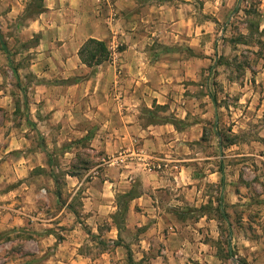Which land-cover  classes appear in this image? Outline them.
Listing matches in <instances>:
<instances>
[{"label":"rangeland","instance_id":"rangeland-1","mask_svg":"<svg viewBox=\"0 0 264 264\" xmlns=\"http://www.w3.org/2000/svg\"><path fill=\"white\" fill-rule=\"evenodd\" d=\"M140 2L150 7L142 4L139 13L158 2L167 7L162 32L153 34L149 26L142 32L148 41L142 48L148 52V83L167 103L155 99L152 108H142L138 120L146 132L140 129L114 150L110 136L103 138L109 149L94 145L97 123L84 133L82 115L87 118L96 108L88 109L89 101L77 107L81 100L114 99V76L102 74L96 80L98 67L93 70L77 61L73 46L62 50L66 29L59 43L46 44L54 31L31 28L39 16L36 0L30 10L0 20V192L10 193L16 210L21 190L31 189L39 210L30 221L35 225H26L25 232L16 227L0 231V264H63L57 262L62 257L57 242L47 246L46 236L54 233L61 240L73 227L69 218L84 222L87 188L101 187L104 179L114 181L119 172L125 175L122 190H128L115 196L114 214L120 230L115 241L124 247V264H130L126 247L132 264H264V0ZM105 3L107 17L115 23V0ZM147 24L155 27L152 21ZM94 30L112 49L110 64L118 73L126 40L109 23L104 27L99 22ZM64 68L70 74H56ZM89 81L98 88L95 95L87 92ZM66 85H78L73 94L77 118L64 124L52 121L51 98ZM160 125L167 126L160 128L163 138L157 143ZM104 126L106 133L114 127ZM169 135L174 145H168ZM162 143L168 145L165 150L159 149ZM119 156L118 162H108ZM77 179L84 183L75 192ZM144 183L160 185L161 192L155 190L153 196L172 216L164 240L152 238L150 249L140 246L146 226L126 228L131 203L126 194L138 196ZM64 207L58 219L47 221ZM62 217L67 222L57 225ZM32 228L39 229L40 244ZM106 239H98L99 249H113Z\"/></svg>","mask_w":264,"mask_h":264},{"label":"crops","instance_id":"crops-1","mask_svg":"<svg viewBox=\"0 0 264 264\" xmlns=\"http://www.w3.org/2000/svg\"><path fill=\"white\" fill-rule=\"evenodd\" d=\"M33 0H0V20H8L17 17L24 11H26L28 5ZM100 0H43L42 12H40L34 20L31 22V28L33 30H46L49 32L52 29L54 34L49 36L45 41L46 44L54 45L59 43L61 39L59 34H62L63 30H67V39L63 41L61 45L62 50H66L73 46L75 49L76 60L84 65L79 56L78 51L81 45L90 37L98 38L95 34V24L101 22L104 27L106 23H109L110 27L114 31L115 35L122 37L120 39L126 40V48L119 53V68L117 73V67L110 64V61L105 62L109 64H102L98 66L95 79L103 76L102 74L109 75L112 79L114 76V95L115 98L110 101L105 100H81L77 102V107L82 106L83 103L88 102V109H94L90 115L86 118V115H82L84 122H87L84 128V133H87L93 124L97 123L99 128L93 135L96 138L97 143L94 145L101 149H109V145L105 146L103 138L104 136H110L115 141V145L111 146L114 150L120 147L123 143H129L130 140L135 138L140 129H143L138 120V112L142 108H152L155 102L157 104H165L167 102L162 101L163 94L158 93L148 83V62H147V50L142 49L144 44L148 41L146 36L142 34L143 30L148 31L147 27L152 28L153 34L156 31L162 32L165 21V13L167 11L166 5L161 2L152 4L151 8L146 7L141 13L137 12L139 6L142 4L150 5L149 2L142 3L141 0H115V12L118 13V18L115 19V23L111 21V17H107L109 10L105 3V0L101 3ZM95 2V3H94ZM150 7V6H149ZM178 10V9H176ZM112 11V10H111ZM85 21L84 25L82 24ZM154 22L155 27L150 26L147 22ZM126 28L129 29L126 32ZM54 29V30H53ZM84 32V37L82 33ZM151 31V30H150ZM35 32V31H34ZM87 32V34H85ZM161 35V34H160ZM60 38V39H58ZM101 39V38H98ZM102 40H105L102 38ZM150 41L151 39L148 38ZM161 38L159 39V42ZM75 47V48H74ZM75 57H73L75 59ZM86 66V65H85ZM105 66V67H104ZM107 66V67H106ZM65 71L60 70L56 74H70V70L64 68ZM114 74V75H113ZM87 92H97L95 84L89 81ZM78 85H66L57 90L60 94L51 98L52 109V121L60 122L64 124L74 122L77 118L74 115V108L76 102L74 101L73 94ZM91 90V91H90ZM98 93L106 94L105 89H99ZM123 95V99L120 96ZM90 98L92 96H89ZM188 112H185V115ZM113 124L114 127L110 132L106 133V124ZM167 125H160L158 128H162ZM158 129V130H159ZM93 130V129H92ZM96 130V128H95ZM146 132L145 129H143ZM72 132H74L72 130ZM160 129L159 135L155 136L157 143H160L163 136ZM73 135H71L72 137ZM168 145H174L175 142L170 136ZM149 139L145 140L144 146H147ZM162 143L159 146L160 150H165L166 146ZM156 148V147H155ZM119 177L116 176L114 181L111 179H104L101 187L87 188V200L88 203L85 206V215L81 218L84 222H74L75 217L69 214L68 223H72V228L68 230L65 238L58 240V237L54 233H50L46 236L47 246L57 242L61 258L57 259V262L63 264H124L125 255L123 254L124 247L116 243V239L119 237V228L115 222L114 214L118 210V204L116 203L115 196L120 193L126 192L122 190V182L124 173L119 172ZM121 175V177H120ZM125 176V175H124ZM133 178V177H132ZM2 182V181H0ZM84 179H77L74 186L77 185L75 192L82 186ZM112 192H110V186ZM130 183V182H129ZM158 184V183H157ZM112 186H115L114 188ZM160 185H151L148 183L143 184V192L138 196H135L129 205V211L126 218L127 230L135 231L140 226H146V228L140 232L139 237L145 238L141 240L142 248H151L152 238L164 240L165 229L168 226L172 216L164 210L159 197H154L153 192L158 191ZM128 191V190H127ZM110 192V193H109ZM20 197L17 198L19 202L17 209L11 208L14 199L10 193L0 192V231H6L10 228L16 227L18 231L25 232L26 225L32 226L31 220H36V210L38 206L36 204V193L32 190L25 192L23 189L19 193ZM74 195V193H73ZM111 196V197H110ZM162 198V197H161ZM57 199L59 200L58 196ZM28 202V203H27ZM158 202V203H157ZM30 203V204H29ZM65 207L61 212L47 220L52 221L58 219L64 212ZM6 210V211H5ZM39 211V210H38ZM60 218L57 225H63L67 221ZM170 219V220H169ZM84 225L87 226L85 230ZM107 225L108 228L104 229ZM39 229L32 228L33 236L37 238L36 243L40 244L41 240L37 233ZM104 233V234H103ZM107 236V245L113 244V249H99L98 239L102 240ZM91 237H95L97 242L92 241ZM102 242V241H101ZM45 244V240H44ZM83 246L85 249L83 250ZM86 248H89V252H85ZM98 252L93 254L92 251ZM127 250V247H126Z\"/></svg>","mask_w":264,"mask_h":264},{"label":"trees","instance_id":"trees-1","mask_svg":"<svg viewBox=\"0 0 264 264\" xmlns=\"http://www.w3.org/2000/svg\"><path fill=\"white\" fill-rule=\"evenodd\" d=\"M35 1V0H33ZM33 1L32 4H33ZM38 1V13L42 12V8H43V0H36ZM31 2L29 3V6L27 7V10H30L31 8H33L34 4L31 5ZM0 38L2 40V34L0 33ZM2 44V48L5 51H8V47L6 45V43H4L3 41H1ZM78 56L81 60V62L86 65L87 67L91 68V69H96L98 66L104 64L105 62H108L112 59L113 56V51L110 48L109 44L102 39H98V38H94V37H90L88 38L80 47L79 51H78ZM214 102L216 103V100L213 98ZM221 188L224 189L225 187V175L224 172L221 170ZM59 200L61 199V194L60 192L56 193ZM126 195L130 196V199L132 200L135 196L132 195L131 191H129ZM117 244V243H115ZM127 251L129 254V260H130V264H132V259H131V254H130V248L127 247Z\"/></svg>","mask_w":264,"mask_h":264},{"label":"built area","instance_id":"built-area-1","mask_svg":"<svg viewBox=\"0 0 264 264\" xmlns=\"http://www.w3.org/2000/svg\"><path fill=\"white\" fill-rule=\"evenodd\" d=\"M120 155H121V154H120ZM121 156H122V155H121ZM121 156H119V158H116V157L114 158V157H113V159H109L108 162L111 163V164H113V163H115V162H118Z\"/></svg>","mask_w":264,"mask_h":264}]
</instances>
